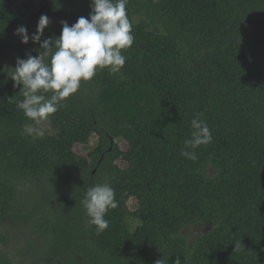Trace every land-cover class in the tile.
Masks as SVG:
<instances>
[{"label":"trees","instance_id":"1","mask_svg":"<svg viewBox=\"0 0 264 264\" xmlns=\"http://www.w3.org/2000/svg\"><path fill=\"white\" fill-rule=\"evenodd\" d=\"M16 1L0 0V220L42 238L36 261L264 264V0H128L135 41L124 68L82 83L40 136L25 132L22 85L5 69L24 46L14 33L31 37L46 15L42 40L59 37L62 21L89 17L90 0H29L19 11ZM199 113L212 142L192 161L180 152ZM96 184L119 205L100 234L81 204ZM196 225L207 232L184 235ZM0 264L18 263L0 248Z\"/></svg>","mask_w":264,"mask_h":264},{"label":"clouds","instance_id":"2","mask_svg":"<svg viewBox=\"0 0 264 264\" xmlns=\"http://www.w3.org/2000/svg\"><path fill=\"white\" fill-rule=\"evenodd\" d=\"M128 0H90L89 17L81 16L71 26L62 21L59 37L45 38L48 16L41 15L35 34L28 35L26 27L19 26L15 35L21 43L39 44L37 55L27 54L26 59L17 58L11 79L14 85H22L24 99L17 104L27 120L24 125L28 134L37 136L43 132L36 127L63 108L64 102L78 92L81 84L91 81L98 71L107 69L120 73L125 66L126 56L135 41L133 26L128 17ZM20 90V91H21ZM197 114L191 120V138L184 141L180 155L186 159H198L195 149L212 142L208 125ZM86 210L88 223L98 234L109 227L105 219L110 209L118 208L115 190L108 184H96L88 188L81 201ZM156 264H162V259ZM175 264H181L180 259Z\"/></svg>","mask_w":264,"mask_h":264},{"label":"rangeland","instance_id":"3","mask_svg":"<svg viewBox=\"0 0 264 264\" xmlns=\"http://www.w3.org/2000/svg\"><path fill=\"white\" fill-rule=\"evenodd\" d=\"M29 0H17L16 7L14 10L19 11L23 10L22 3L27 2ZM35 6L39 8V2L35 1ZM33 35V33H32ZM15 41H21L19 37L15 38ZM36 49V44L32 43L30 40L27 45H24L23 48L18 52L8 53L9 57L5 60V69L9 76L12 75V70L16 66L17 58L26 59L27 54ZM44 134H52L53 129L51 126L50 117L47 121L42 122L40 125H36ZM120 145L121 149L127 150L128 145L126 142L117 141ZM97 146V141H91L90 145H77L75 147V152L77 155L86 156L92 149ZM120 167L125 168L127 164L124 161H120L117 163ZM24 187V189H26ZM23 201L26 200V197H22ZM136 201L132 199L129 202V207L131 210L136 208ZM208 228L203 227L201 225H196L193 227H189L186 231H184V235L195 238L199 235L207 232ZM31 231L30 227L25 224H18L14 220H0V248H4L8 251L13 259L18 264H31L32 261H35L36 264H51V260L46 256H43L42 260L36 261V256L40 252V244L43 243L42 238H38L35 235L29 234ZM34 238V239H32Z\"/></svg>","mask_w":264,"mask_h":264}]
</instances>
